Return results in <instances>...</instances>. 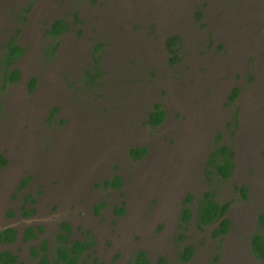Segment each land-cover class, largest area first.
<instances>
[{
  "label": "rangeland",
  "instance_id": "1",
  "mask_svg": "<svg viewBox=\"0 0 264 264\" xmlns=\"http://www.w3.org/2000/svg\"><path fill=\"white\" fill-rule=\"evenodd\" d=\"M56 19L69 29L48 44ZM16 35L22 77L6 83L0 68V229H42L12 247L21 264H37L30 246H54L64 221L73 240L94 239L79 264H129L140 250L150 264H183L186 244L196 248L186 264H262L250 238L264 213V0H0V54ZM155 103L166 117L152 126ZM218 144L234 152L224 180L207 172ZM137 146L147 151L134 159ZM115 176L121 186L104 184ZM207 191L230 203L220 237L194 214L180 220L186 197L194 212ZM26 196L35 211L23 215Z\"/></svg>",
  "mask_w": 264,
  "mask_h": 264
},
{
  "label": "trees",
  "instance_id": "2",
  "mask_svg": "<svg viewBox=\"0 0 264 264\" xmlns=\"http://www.w3.org/2000/svg\"><path fill=\"white\" fill-rule=\"evenodd\" d=\"M67 23L63 20H56L52 25V33L56 34L65 29ZM178 41L177 36H171L167 41V47L169 52L176 57L175 45ZM56 45H51L50 50L54 54ZM50 51V53H51ZM24 52V47L20 44H6L3 53L0 54V68L4 73V81L6 83H14L21 77L20 70L14 67L16 61L20 55ZM36 77H32L29 81V88L33 89L36 84ZM238 94V90L235 88L232 91V99ZM53 111L49 114V118H52L54 113L57 112V107L52 108ZM1 111V103H0ZM1 116V112H0ZM166 111L160 104L155 103L153 108L147 113V122L152 126H157L164 120ZM146 147H132L130 148V155L134 159L143 157L146 153ZM6 162V158L0 154V163ZM207 172L211 175L217 176L219 179L224 180L231 177L234 170V152L230 146L226 144H218L210 152L206 160ZM105 185L119 187L122 185V180L119 176L113 177L110 181H105ZM242 193L246 196V188H241ZM214 193L207 191L203 193L202 197L198 200L195 214V225L201 229L205 226L212 227V235L218 237L221 234H225L229 230L231 224L230 219L225 217V213L229 208L228 202H219L214 198ZM191 195L186 197L187 202L190 201ZM185 202L182 209L181 221L188 224L192 215L190 207L186 206ZM120 212L124 211L123 207L119 208ZM63 228L69 231L68 224H63ZM31 230V229H29ZM13 230L7 228L0 232V241L9 240L7 237H13ZM67 239L66 233H59L58 240V253L64 258L66 264H76L80 252L85 248V245L75 240L68 247L63 245V241ZM88 244H86L87 246ZM250 246L256 257L264 264V213L259 214L257 218V230L251 235ZM194 247L191 244L183 246L180 253V259L182 262H186L193 255ZM16 257L7 250L0 251V264H18ZM46 263V260H44ZM164 257L160 258L159 264H164ZM133 264H150L146 253L140 250L135 258Z\"/></svg>",
  "mask_w": 264,
  "mask_h": 264
},
{
  "label": "flooded vegetation",
  "instance_id": "3",
  "mask_svg": "<svg viewBox=\"0 0 264 264\" xmlns=\"http://www.w3.org/2000/svg\"><path fill=\"white\" fill-rule=\"evenodd\" d=\"M53 19V18H52ZM56 20H63V19H56ZM56 20H53V21H51V24H50V26H49V28L46 30V35H47V37H48V39L50 38V39H55L54 41H51V42H49L48 44H58V42H56V39H59L61 36H63L65 33H66V31L69 29L68 27H69V23L67 22V21H65V20H63L64 22H66L67 23V26L65 27V29L63 30V31H61V32H59V33H56V34H53L52 33V31H53V29H52V25L54 24V22L56 21ZM18 32H19V30H18ZM28 35H29V38L26 36V39H30V41H31V44H37V42H36V36H42V30H39V32L37 33L36 32V34H35V31H34V33L32 32V31H30L29 33H28ZM34 35V36H33ZM42 39H43V37H42ZM5 44H24L23 43V41H21L20 40V38H18V36L16 35V36H13V37H10L8 40H7V42L5 43ZM49 51H51V50H49ZM24 53V52H23ZM22 53V54H23ZM22 54L20 55V57L22 56ZM51 54H52V51H51ZM19 57V58H20ZM18 58V59H19ZM20 74H21V77H22V72H21V70H20ZM21 77H20V79H21ZM166 117V116H165ZM165 119V118H164ZM164 121V120H163ZM162 121V122H163ZM161 124V123H160ZM5 158H6V162L5 163H3V164H1L0 163V166L1 167H3V168H6L7 166H8V157L6 156V154H4V153H1ZM233 175V174H232ZM231 175V176H232ZM32 177H25V178H23L22 180H21V182H20V184H19V189H23L22 187H24V186H26V184H27V182L31 179ZM230 178V177H229ZM228 179V178H227ZM243 187H245V186H240V189H239V192H240V194H241V197L242 198H247L248 197V190H247V187H245L246 188V196L242 193V191H241V188H243ZM7 189H9V184H8V186L6 187ZM15 189H17V186H16V188ZM26 198H28V196H26L25 198H24V201H25V207L22 209V211H21V213L24 215V213H26V212H29V213H31V212H34L35 210L33 209V210H30V207L31 206H29L30 205V203L31 204H33V202L34 201H36V199L34 200L31 196L28 198V200H26ZM185 202H187V200L185 201ZM189 202V201H188ZM188 202H187V204H186V206H188L189 207V205H188ZM26 203H28L27 204V206H26ZM24 204H21V206L23 207L24 206ZM198 204V203H197ZM229 205H230V203H229ZM183 207H184V205H183ZM197 207V206H196ZM183 209V208H182ZM191 209V208H190ZM100 210L101 209H98L97 211V213H99L100 212ZM19 211V210H18ZM228 211H229V208H228V210L226 211V213H225V217H227L228 218ZM17 211H15V210H9V214L10 215H14L15 213H16ZM124 211H122V212H120V210H119V213H123ZM33 214V213H32ZM193 214H194V218H195V214H196V208H195V210H194V212L192 211V215L191 216H193ZM261 214V213H260ZM31 215V214H30ZM181 215H182V211H181ZM181 215H180V220H181ZM258 218V217H257ZM190 219H191V217H190ZM230 219V218H229ZM195 221V220H194ZM182 222V221H181ZM230 222H231V219H230ZM68 224V226H69V231H67V230H65L64 228H63V224ZM182 225H186V223H183L182 222ZM231 225V224H230ZM7 228H9V229H11V230H13V237H7L9 240H3V241H0V251L1 250H7V251H9L12 255H14L15 257H16V261H17V263L18 264H21V260H20V256L18 255V253H17V251H15V250H12V247L14 246V245H16L17 243H24V244H26V243H29L28 245H31L32 244V242L35 240V239H38L39 237H40V235H41V231H42V229L40 230V228H38L37 226H25L24 228H19V227H15V226H11V225H8V226H5V227H3V228H1L0 229V232L1 231H3L4 229H7ZM229 228H230V226H229ZM29 229H31V230H29ZM72 227H71V225L68 223V222H66V221H64L63 223H61L60 224V227H59V230H58V232L57 233H55V238H54V242H55V244H54V246L53 245H51V243L49 242V240H42V242H40L39 244H36L35 246H30V252H29V254L31 255V256H34L36 259H37V264H66L65 263V260H64V258H62L61 256H60V254L58 253V246H59V240H58V235H59V233H66V236H67V239L65 240V241H63V245H66L67 247L72 243V242H74L75 240H73L72 238H71V233H72ZM89 234L86 232V235L85 236H88ZM224 234H221L220 236H223ZM220 236H218V237H220ZM93 237H89V238H83V240H79V241H81L84 245H85V248L80 252V254H79V257H78V260H77V262H76V264H79V262H80V258H81V256L87 251V250H89L90 249V247H92V245H93ZM250 240H251V238H250ZM86 244H88L87 246H86ZM250 249H251V246H250ZM139 252V251H138ZM137 252V253H138ZM145 253H146V251H144ZM195 252H196V248H194V250H193V255H192V257L189 259V260H187L186 262H183V264H186V263H188L193 257H194V254H195ZM250 252L252 253V257H254L255 259H257V261H260L257 257H256V255L253 253V251L252 250H250ZM137 253L134 255V257L132 258V260H131V262L129 263V264H133L134 263V261H135V258H136V255H137ZM146 255H147V257H148V254L146 253ZM165 259V258H164ZM44 260H46V263H44ZM149 260V259H148ZM150 262V261H149ZM261 262V261H260ZM164 264H166V259H165V263Z\"/></svg>",
  "mask_w": 264,
  "mask_h": 264
}]
</instances>
